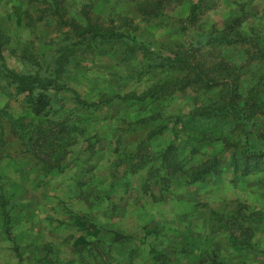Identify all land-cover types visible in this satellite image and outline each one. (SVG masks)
<instances>
[{"label":"rangeland","instance_id":"obj_1","mask_svg":"<svg viewBox=\"0 0 264 264\" xmlns=\"http://www.w3.org/2000/svg\"><path fill=\"white\" fill-rule=\"evenodd\" d=\"M49 1L0 0V264H264V0Z\"/></svg>","mask_w":264,"mask_h":264},{"label":"trees","instance_id":"obj_2","mask_svg":"<svg viewBox=\"0 0 264 264\" xmlns=\"http://www.w3.org/2000/svg\"><path fill=\"white\" fill-rule=\"evenodd\" d=\"M48 4L55 10V16L58 19V21L62 22L64 25H67L68 29H70L73 32L74 36H76V37H82V36H85L86 34H91L92 36H96V37H99V38H107V39L108 38H120V37L123 36V34L118 33V32H116V31H114L112 29H105V28L96 26V25H94L92 23H89V22H87L85 25H79V24L70 23L68 21H62V18H61L60 14H59V11H58V7H61V3L58 2V0H50L48 2ZM200 4H201V2H200V0H198V2L193 3V4L190 5V8H189L190 10H189V13H188V16H187L188 20H191V19L194 18V16L197 14V10H198ZM191 68L194 71V76H195L196 80L203 81V82H205V83H207L209 85L217 84L215 82V80H213V79H206L205 76L201 73V71H200V69H199V67L197 65L194 64V65L191 66ZM14 76H15L14 78L16 80L18 79L21 83L24 80L30 79L29 76H24V77H21V76H18V75H14ZM226 87H227L226 88V92H225V94H226L225 95L226 102H225L224 108L227 110V112H230V113H232V112H242L243 111L242 108L236 109L234 107V104H233V94H234L233 86H231V85L228 86L227 85ZM21 89H22L21 91L24 90L23 87H21ZM247 121H248V116L246 115L245 123ZM245 123H243V125ZM241 132H242V135L244 137V146H245L244 152H245V156H250V157H253V158L262 157L264 155V150L263 149H254V148L250 147L247 144V136H246L247 133H246L245 129L242 128ZM105 193H107V191H105ZM111 208L112 209H110V210L112 211L114 206L111 207ZM4 216L6 217V219L8 218L7 214L6 215L4 214ZM146 230H148V229H146ZM5 233L6 232L4 231L3 235ZM103 236H105V235H102L101 237H98L96 239L97 245H95V247L99 246V243L101 242ZM127 239H129V238L121 237L119 240L114 241L113 243H111L110 246H113V244H117L118 241H121L122 242L121 245L123 247H125V246L134 247V248H132V254L135 251L134 249L139 251L140 248H136V245H134V243H132L133 241L130 240V239L128 241ZM138 242L140 243L141 239ZM142 248L144 249V250L142 249L143 253L145 251V253L149 257H151L152 255H155L156 257H159V259L162 260V262H164V264H166L169 260H171L172 251H164V250H160L159 251V250H156V249H152V247H150V245H148L147 248H146L145 246H143V244H142ZM11 249L13 250V252L16 255V260L17 261H19V260L21 261V258L19 257L20 255L17 254V251L20 249L19 242H18L17 245H13L11 247ZM96 249L97 248H92L91 250H94V252H95ZM87 251L90 252L89 250H87ZM79 253H80V251L77 252V254H79ZM109 253H110V249L107 250V252H106L107 258H109ZM92 254L94 255L95 253H92ZM90 255H91V253H90ZM64 264H70V261H68V262L65 261Z\"/></svg>","mask_w":264,"mask_h":264}]
</instances>
